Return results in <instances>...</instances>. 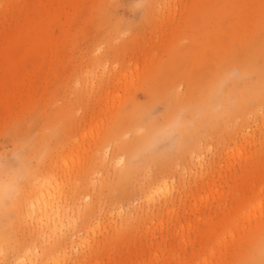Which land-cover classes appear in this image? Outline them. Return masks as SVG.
Masks as SVG:
<instances>
[{
    "label": "rangeland",
    "instance_id": "obj_1",
    "mask_svg": "<svg viewBox=\"0 0 264 264\" xmlns=\"http://www.w3.org/2000/svg\"><path fill=\"white\" fill-rule=\"evenodd\" d=\"M221 55L210 114L185 135ZM250 76L264 0H0V182L51 176L64 219H8L0 264L57 243L64 264H264V88L237 106ZM183 97L176 126L129 155Z\"/></svg>",
    "mask_w": 264,
    "mask_h": 264
},
{
    "label": "bare ground",
    "instance_id": "obj_2",
    "mask_svg": "<svg viewBox=\"0 0 264 264\" xmlns=\"http://www.w3.org/2000/svg\"><path fill=\"white\" fill-rule=\"evenodd\" d=\"M214 43L217 44L216 42ZM220 47L216 49L217 54H219V49L222 50ZM221 56V65L218 67L219 70L216 74L217 80L213 82L212 90L204 94L199 103L196 102L200 104V107L196 106L199 111H196L191 115L189 114V117L185 119L186 127L183 130L185 131V135L187 134L188 136H192V134L196 131L195 128H191V126H189L192 122V119H194L196 116L200 117L199 119L203 117L205 118L207 116L206 114H210L211 105L213 104V100L215 98V92L220 89V84L223 80V77L219 74L221 71L228 73V69L224 71V56ZM249 78L250 79L244 83L243 87L238 90L240 93L237 97V106H241V104L249 99L250 96L261 98V90L264 88V76H256L255 78L254 76H250ZM160 90L158 91L157 96L164 94L163 92H160ZM191 99L192 98L190 97H183L180 99L181 101L172 99V102H170V99L166 98L167 102L165 105V111L164 113L160 114L162 121H159V124H156L154 120L155 118H153L151 121L148 120V131L144 134H140V136H137L134 142L128 144L127 149L129 155H132L136 152L138 153L140 149L146 151L148 147L154 142L157 133H166L169 132V130H172V128L176 126L178 122L182 106H190ZM147 107L149 106H146V108ZM143 109L144 106L142 107V111ZM224 112L225 111L223 110L222 112H219L218 115H221ZM141 113L142 114L140 117H144L143 119H145V114L148 113V108L147 111H144L145 114H143V112ZM156 120L160 119L156 118ZM200 123L201 122L199 121V124ZM186 144L187 140L185 142L180 140L178 147L180 146L182 148V146ZM152 154L151 158L157 157L155 155V157H152ZM23 160L24 158L22 161ZM19 167L18 169L13 170V172L11 171L6 180L0 182V259L3 257L5 258L8 255L7 250L9 246L6 244L10 239L9 233L12 229V227L10 229L7 228V226L12 222L8 219L13 220L15 217L16 220H19L18 223H21L23 221H21V219H24V215L27 216L28 219L35 217L40 222L46 221V227H50L51 230H55L58 226H62L64 224V219L62 217L63 211L59 201L61 191L59 187L54 184V179L52 181V177L47 174L36 176L34 182L31 185H26V187L28 186V188L32 189L29 193H27L24 191L26 188L24 187V182H26L25 179L29 173L27 170ZM124 170L127 173L132 171L133 164H128ZM28 180L30 181V179ZM17 237L19 236H17L16 232L13 242H18L20 240V238ZM83 242V244H88L87 240H84ZM33 252L34 250L29 247V245H24L22 250L17 253L16 259L14 261L11 260L6 264H64L68 254L67 246L60 243H57V245H54L52 249L43 254L40 261H37L38 256Z\"/></svg>",
    "mask_w": 264,
    "mask_h": 264
}]
</instances>
